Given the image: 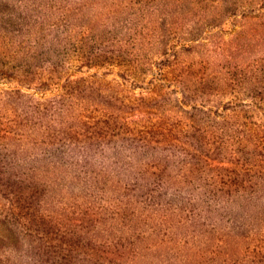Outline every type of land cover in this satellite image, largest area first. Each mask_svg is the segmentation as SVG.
<instances>
[{
  "label": "rangeland",
  "instance_id": "rangeland-1",
  "mask_svg": "<svg viewBox=\"0 0 264 264\" xmlns=\"http://www.w3.org/2000/svg\"><path fill=\"white\" fill-rule=\"evenodd\" d=\"M0 264H264V0H0Z\"/></svg>",
  "mask_w": 264,
  "mask_h": 264
},
{
  "label": "trees",
  "instance_id": "trees-1",
  "mask_svg": "<svg viewBox=\"0 0 264 264\" xmlns=\"http://www.w3.org/2000/svg\"><path fill=\"white\" fill-rule=\"evenodd\" d=\"M154 133H157L156 131ZM157 134H161V133H157Z\"/></svg>",
  "mask_w": 264,
  "mask_h": 264
}]
</instances>
